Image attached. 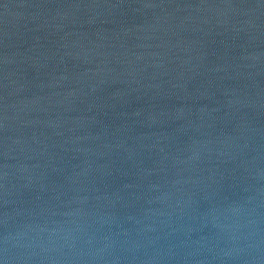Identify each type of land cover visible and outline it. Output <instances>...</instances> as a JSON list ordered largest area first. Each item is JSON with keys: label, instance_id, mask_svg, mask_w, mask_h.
<instances>
[{"label": "water", "instance_id": "1", "mask_svg": "<svg viewBox=\"0 0 264 264\" xmlns=\"http://www.w3.org/2000/svg\"><path fill=\"white\" fill-rule=\"evenodd\" d=\"M0 264H264V0H0Z\"/></svg>", "mask_w": 264, "mask_h": 264}]
</instances>
